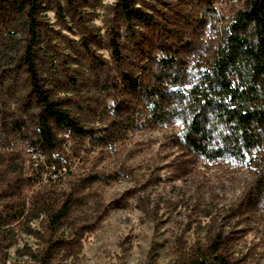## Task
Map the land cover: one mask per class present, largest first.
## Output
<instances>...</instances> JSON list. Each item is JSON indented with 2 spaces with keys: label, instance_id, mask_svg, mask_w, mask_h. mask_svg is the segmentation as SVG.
I'll use <instances>...</instances> for the list:
<instances>
[{
  "label": "trees",
  "instance_id": "trees-1",
  "mask_svg": "<svg viewBox=\"0 0 264 264\" xmlns=\"http://www.w3.org/2000/svg\"><path fill=\"white\" fill-rule=\"evenodd\" d=\"M81 1L64 0L63 5L52 0H0V94L21 88L16 95L25 101L21 97L16 102L23 104L22 117L11 120L10 132L36 149L42 160L36 164L31 158L25 171L16 152L0 153V252L15 242V226L9 225L16 223L18 230L41 238L44 247L36 256L40 264L69 258L77 264L75 248L80 249L83 234L93 227V215L83 216V209L91 186L102 177L75 172L67 153L73 150L69 140L110 149L140 118L150 125H181L178 145L184 151L210 162L254 166L264 188V0H245L213 34L205 32L209 14H218L212 0H200L205 6L179 0V10L169 8L175 14L162 12L160 18L139 0H117L115 12L131 42L144 39L146 48L137 54L138 74L125 78V100L132 95L138 104L122 100L110 106L113 113L122 112V119L105 128L88 127L73 113L60 96L71 91L67 80L55 85L60 79L56 64L49 57L43 65L39 56L52 31L44 12L54 9L64 17L68 10L83 21ZM143 27L160 29L162 36L152 41ZM92 37L81 38L80 49L88 62L103 67L105 61L90 53ZM109 47L113 61L121 60L116 39ZM14 66L18 71L12 75L8 70ZM53 73L56 79L50 78ZM72 84L77 82L72 79ZM26 188L33 190L28 199ZM35 220H40L39 231L31 226ZM182 264L239 262L217 232L210 243L184 253Z\"/></svg>",
  "mask_w": 264,
  "mask_h": 264
},
{
  "label": "rangeland",
  "instance_id": "rangeland-1",
  "mask_svg": "<svg viewBox=\"0 0 264 264\" xmlns=\"http://www.w3.org/2000/svg\"><path fill=\"white\" fill-rule=\"evenodd\" d=\"M57 1L64 5V0L52 3ZM212 1L219 15L209 14L207 34L217 32V25L226 24L245 3ZM116 2L82 0L78 9L83 21L72 17L68 10L64 17L54 9L44 12L52 31L39 51L41 64L52 58L60 79L54 73L50 78L56 79L55 85L67 80L71 91L60 96L88 127L105 128L116 118L122 119V112L118 115L109 108L128 97L125 78L138 74L137 54L146 48L144 39L131 42L129 31L117 18ZM139 2L157 18L162 12L167 16L175 14L169 8H181L179 0ZM193 2L197 6L207 4ZM143 31L152 41L162 36L160 29L155 32L143 27ZM90 37V53L94 59L105 61L103 67L88 62L80 49L79 40ZM114 39L123 54L117 62L109 50ZM10 70L14 75L18 68ZM72 79L77 85L72 84ZM18 89L0 94V153L16 152L25 163L24 170L29 171L31 158L36 164L42 160L36 149L10 132L11 120L22 117L23 104L16 101L23 96L16 95L21 92ZM125 101L138 104L132 95ZM180 131L181 125H150L140 118L127 126L124 137L110 149L93 146L87 140L78 145L74 140L66 142L73 148L67 153L76 173L96 172L102 177L91 186L83 209V216L93 215V227L83 234L80 249L75 248L77 264H182L184 253L210 243L217 232L222 233L232 258L239 264H264V188L259 185L258 169L198 159L178 145ZM32 193L28 188L24 190L27 199ZM14 226L15 242L0 252V264H40L36 256L44 247L41 238L18 230L16 223L9 228ZM31 226L41 230L40 220ZM71 263L74 259L69 258L46 264Z\"/></svg>",
  "mask_w": 264,
  "mask_h": 264
}]
</instances>
